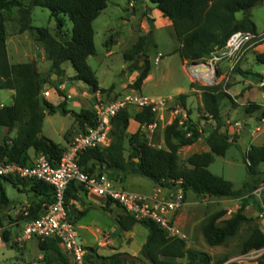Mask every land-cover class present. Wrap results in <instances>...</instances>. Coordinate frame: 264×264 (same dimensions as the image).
<instances>
[{
	"label": "trees",
	"instance_id": "1",
	"mask_svg": "<svg viewBox=\"0 0 264 264\" xmlns=\"http://www.w3.org/2000/svg\"><path fill=\"white\" fill-rule=\"evenodd\" d=\"M109 0H0V89L15 91L13 104L0 108V127L8 129V134L0 142V163L13 162L22 166L32 165L29 154L31 150L36 155H44L53 166L60 162L66 147L57 144L42 134V124L46 113H60L63 116L72 115L79 128L86 132L94 125L95 113L82 110L80 113L68 110L66 100L58 106L47 101L44 89L56 82L50 77H44L37 72L35 62L11 64L7 50V22L14 12L19 15L20 33H29L31 40L42 43L47 60L52 70L59 77H65L63 65L71 63L76 74L72 81L85 83L93 92H104L99 86L96 74L87 60L96 55L94 42V21L107 8ZM163 17L172 22V27L180 47L176 50L182 61L188 64L207 61L213 53L223 49L229 38L238 32L259 34L251 11L264 0H149ZM33 8L47 9L57 21L58 35H53L47 28L32 26L31 11ZM145 14L148 15V11ZM243 13L242 19L237 18ZM67 21L72 23V29L63 30ZM151 29H154V19H148ZM65 31V32H64ZM153 32V30H151ZM152 37V34H149ZM149 37H140L137 43L124 53V59L133 62L139 55H144ZM256 61L264 66V52L256 54ZM142 70L132 87L141 90L144 81L149 77V63ZM238 71V68H236ZM262 78V74L257 75ZM54 84V85H53ZM56 86V85H55ZM196 85L191 84V89ZM57 93L65 98V94L55 87ZM204 111L216 123L215 127L200 129L193 122L189 126L190 137L179 127L178 121L164 130L165 147L158 149L149 145L144 137L142 127L155 120L149 109L136 112L134 120L141 128L135 134H128L131 114L128 110L121 111L112 120L110 132L111 143L105 149H88L79 157L80 167L88 173L110 174L124 181L128 176L149 179L163 188H172L176 181H182L186 196L192 192L199 196L217 199H242L240 208L230 218H225L226 212L214 214L201 226L203 238L208 246L219 247L231 238L236 237L245 226L250 227V235L242 244V254L264 250V232L255 219L246 215L248 200L259 186L258 176L260 166L264 163V145L251 146L246 157L247 172L250 180L242 189L235 190L231 181L214 175L209 167L216 157H224L232 146L229 134L222 132L221 101L230 98L223 91V85L201 87ZM229 87L227 88V90ZM188 95L181 94L178 99L183 107H187ZM66 99V98H65ZM248 114L259 113L258 122L264 121V107L260 104H250L246 108ZM15 133L14 137L10 134ZM203 136L209 147L208 152L191 155L186 165L179 162V152L182 148L192 146ZM128 143L130 155L125 156ZM138 159V161H136ZM109 176V175H108ZM14 187L31 188L40 197V201L32 202L28 220L38 218L54 201V189L50 185L36 180H25L15 177H0V225L4 224L2 214L13 206L9 198L6 184ZM86 187L76 181L71 182L66 190L65 203L69 210V219L76 225L88 210L80 211L76 203L87 194ZM111 202H108V207ZM106 210V208H104ZM73 212L75 218H72ZM23 219V215L18 217ZM120 229L131 231L136 224H141L147 231L146 243L140 251V258L149 264H225L227 258L213 262L211 256L196 251L187 246L185 240L169 238L166 233L151 221H136L126 214L117 219ZM12 231L5 230L3 239L11 240ZM39 250L43 253L41 264H72L69 257L62 251L57 239L38 240ZM84 264H125L130 258L124 254L102 256L96 247H86ZM127 257V258H126ZM131 260H136L135 258ZM257 264H264V254Z\"/></svg>",
	"mask_w": 264,
	"mask_h": 264
},
{
	"label": "rangeland",
	"instance_id": "2",
	"mask_svg": "<svg viewBox=\"0 0 264 264\" xmlns=\"http://www.w3.org/2000/svg\"><path fill=\"white\" fill-rule=\"evenodd\" d=\"M147 9H150L148 15L145 14ZM157 12L158 10L148 0H109L107 8L94 21L96 55L89 57L87 62L96 74L100 87L105 90L102 92L105 98L103 100L112 101L135 90L132 85L142 72V70H135V68H144L148 62L151 68L150 78L144 81L140 91L135 90L136 93L150 97L171 98L174 100L175 107L182 106L178 99L179 95H188L186 109L191 117L190 122H193L200 129H209L215 127L216 123L204 111L201 87H213L222 84L223 91L226 93L228 87L243 88L238 95H234V97L230 95V98L221 101L222 132L229 134L232 146L224 157H216L214 163L209 167L211 173L231 181L234 189L240 190L251 179L245 162L248 151L251 146L264 145V121L258 122L259 113L248 114L246 112V108L250 104L258 102L264 104L262 99L264 87L259 85L261 78L257 76L262 74L264 66L254 61L251 66H247L246 70L238 68L239 71H236L235 69L243 61L248 63L247 55L254 51L253 48L262 45L264 40L258 45L248 48L241 62L233 71L229 70L228 63L223 64L225 69L223 68L222 71V67H220V75H223L224 79L220 77L217 84L207 86L191 79L186 70L188 63L182 61L179 55L175 53L180 47V43L176 38L174 28L171 25L168 26L166 24L168 19L163 18L162 15H157ZM251 15L258 31L263 34L264 2L254 8ZM242 17L243 13L237 14L238 19H242ZM149 18L155 20L154 29H151L149 25ZM31 19L33 27L47 28L53 35H58L57 21L51 16L49 10L33 8ZM20 29L19 15L14 12L7 22L8 49L10 53L12 51L14 56L11 62L13 64L35 62L37 72L44 74L45 77H50V81L56 82L55 85L57 86L53 85L59 88L64 77L51 78L55 72L47 60L42 43L32 40L33 60L31 61L28 50L30 35L27 32L20 33ZM70 29H72V23L67 21L63 30ZM149 34H152V37ZM143 36L149 37L145 54L137 56L133 62L126 61L124 53L130 50ZM63 67L66 72V79H69L66 90L74 86L79 94L84 91L93 94L85 83L71 80V75L76 73L71 63H65ZM245 81H248L247 86L242 87ZM193 83L196 85L194 92L191 89ZM47 87L49 88L50 85ZM47 87L44 89L43 96L48 94ZM80 88H84V90H80ZM51 99L55 101V96ZM75 99L77 98L71 97L68 100L66 105L68 110H78L73 106ZM0 104H11L10 90L0 89ZM129 113L132 116L135 109L129 110ZM72 121L71 116L66 117L60 113L47 115L43 122L44 136L50 137L55 143L64 145V136L61 131L69 129ZM256 122L257 124H255ZM247 126L250 128L248 129ZM164 130L162 128L153 137V143L162 148L165 147ZM3 133V127H0V142L4 139ZM125 147V156L128 157L130 155L128 143L125 144ZM205 149L208 150V146L206 137L203 136L194 146L184 147L180 150V164L185 166L191 155L203 153ZM260 171L259 185L264 183V163L260 166ZM107 175L127 188L136 181L143 182L145 190H150L154 186V182L142 177L128 176L123 184L122 180L110 176L108 172ZM5 186L12 201L23 202L24 197L20 196L16 187L9 183ZM90 199L93 203L91 209L76 226L80 244L84 247L98 248V253L102 256L124 254L130 258L125 264H149L148 261L140 258V252L130 249L132 240L143 246L146 243L148 231L139 223L132 228L130 234H126L127 231L120 229L117 223V219L125 215L121 207L111 202L110 206L103 210L100 205L101 198L91 195ZM245 199L248 200L245 209L246 215L255 219L256 224L264 232V192L259 197L247 195ZM185 202L184 207L175 214L174 220L176 225L186 234L187 239L185 241L189 248L208 254L212 257L213 262L227 258L225 264H257L258 259L264 254V250L253 251L248 254L241 252L242 244L250 235L249 226L243 227L236 237L219 247L208 246L201 232L204 221L214 214L225 211V218L233 216L240 208L242 199L209 198L189 192ZM85 208V206L82 207L83 210ZM70 213L72 218H75L76 214ZM38 257L37 239H33L27 245L22 246L5 244L0 246V264H41L43 257L41 259ZM133 258L136 260H131ZM185 262V260H181L182 264Z\"/></svg>",
	"mask_w": 264,
	"mask_h": 264
},
{
	"label": "built area",
	"instance_id": "3",
	"mask_svg": "<svg viewBox=\"0 0 264 264\" xmlns=\"http://www.w3.org/2000/svg\"><path fill=\"white\" fill-rule=\"evenodd\" d=\"M263 40L264 33L257 35L247 32L235 33L223 49L213 53L207 61L196 62L198 65L188 64L186 70L194 82L213 86L218 83L220 77L224 79V76L220 75V67L223 64L228 63L229 70L233 71L241 62L246 50ZM202 67L207 71L203 72ZM259 85L264 87V76L260 79ZM173 101L171 98L144 96L136 93L135 90L109 102L99 96L93 110L94 125L88 127L85 133L78 135L68 145L57 166H53L42 154L37 155L29 166L13 162L0 163V177L41 181L54 189V201L38 218L26 219L30 217V212L28 208L23 209L21 230L9 243L3 239L4 231L11 230L20 222L0 225V246L5 243L11 246H22L33 239H57L62 251L69 257L72 264H84L86 250L78 241L76 225L69 219L65 203L66 190L74 181L83 184L88 191L103 201L118 205L136 221L154 222L169 238L187 239L186 234L174 220L175 214L185 205L182 181H176L172 188L157 185L149 194L130 192L107 174L85 172L78 163L80 155L85 150L105 149L110 146L112 120L123 110L149 109L154 114L155 120L142 127L144 137L154 148H162L153 143L156 133L176 121L180 128L188 132L187 137H190L189 126L192 123L190 115L185 107H175ZM163 192L165 194L161 195ZM263 192L264 183L260 184L252 195L259 197Z\"/></svg>",
	"mask_w": 264,
	"mask_h": 264
},
{
	"label": "crops",
	"instance_id": "4",
	"mask_svg": "<svg viewBox=\"0 0 264 264\" xmlns=\"http://www.w3.org/2000/svg\"><path fill=\"white\" fill-rule=\"evenodd\" d=\"M149 1V0H148ZM144 3V2H143ZM145 6V5H144ZM156 10H158V9H156ZM157 15H162L163 16V14L158 10V12H157ZM163 18H165V17H163ZM166 19H168V18H166ZM166 24H168V26L169 25H171L172 26V22L168 19L167 21H166ZM258 33H260L259 31H258ZM8 39V38H7ZM258 49H261V50H258ZM7 50H8V57H9V61H10V63L11 64H13L12 62H11V60L14 58V56H13V53H12V51H11V53H10V51H9V49H8V44H7ZM253 50L254 51H252V52H250L248 55H247V59H248V63L247 62H245V61H243L242 62V64L241 65H239L237 68H242L243 70H246L247 69V66L248 65H252V63L254 62V61H256V54H259V53H263L264 52V43L262 44V45H259L258 47H256V48H253ZM16 64H20V63H16ZM64 68V67H63ZM223 68L225 69V67L224 66H222V71H223ZM65 70V69H64ZM236 70V69H235ZM237 71V70H236ZM238 71H239V69H238ZM75 74L76 73H74L73 75H71V77L70 78H73L74 76H75ZM41 75H43L44 77H45V75L44 74H41ZM262 75L264 76V68H263V70H262ZM51 78H55V79H58L59 77H58V75L57 74H53V75H51ZM150 78V75H149V77L147 78V80ZM68 80L69 79H66V72H65V77H64V80L62 81V83L59 85V89L65 94V98L64 97H61L58 93H57V91H56V89H55V86H52V85H50V87L48 88L47 87V96L45 95L44 96V98L47 100V101H49L50 103H52L53 105H55V106H58L59 104H61L62 102H64L65 100H66V103H68V100L71 98V97H74V98H77V99H75V101L73 102V106H74V108H76V109H78V110H71V111H74V112H76V113H80L82 110H91V111H93L94 110V105H95V102H96V100H97V97H99V96H101L102 97V99H105L104 97H103V95H102V93L101 92H96V93H93V94H89V93H87L86 91H84V92H81V94H79V92L77 91V89L74 87V86H71V87H69V89L68 90H66L67 89V87H68ZM247 83H248V81H245V83H243L242 84V87H246L247 86ZM57 86V85H56ZM100 86V85H99ZM143 87V86H142ZM101 88V87H100ZM102 89V88H101ZM242 89L243 88H241V89H236V88H230L229 87V89L227 90V93L229 94V95H231L232 97H234V95H238L241 91H242ZM80 90H84V88H80ZM67 91V92H66ZM192 91L194 92L195 90L194 89H192ZM10 94H11V104H13V101H14V97H15V94H16V92L15 91H10ZM55 96V101H53L51 98L52 97H54ZM262 99L264 100V94H263V96H262ZM109 101H111V100H109ZM109 101H107V102H109ZM10 104V105H11ZM256 104H260V105H262V106H264V104H262L261 102H258V103H256ZM5 106V104H0V108H2V107H4ZM131 110V109H130ZM129 111V110H128ZM136 112H138L137 110H135V113H132L133 115H132V119L130 120V125H129V128H128V134H135L136 132H138V130L141 128V125H140V123H137L135 120H134V115L136 114ZM57 114V113H56ZM56 114H49V113H46V115H45V118H44V120L46 119V117H47V115H56ZM68 116H71L72 117V119H73V121H72V124H71V127L69 128V129H67V130H62L61 131V133H63V136H64V142H65V144L64 145H62V144H60V145H62V146H64V147H68V145L69 144H71L72 143V141L78 136V135H80L81 133H83V131L79 128V126H78V123L76 122V120H75V118L72 116V115H67L66 117H68ZM191 118V117H190ZM44 120H43V122H44ZM255 124H257V122L255 123ZM247 128L249 129L250 127L249 126H247ZM4 129V133H3V138H5V136L8 134V129H6V128H3ZM69 131H70V133H69ZM42 134L44 135V131H43V124H42ZM66 134H67V136H66ZM14 135H15V133H11L10 134V136L11 137H14ZM47 138H49L50 140H52L50 137H48L47 136ZM202 139V138H201ZM200 139V140H201ZM199 140V141H200ZM53 141V140H52ZM198 141V142H199ZM239 141H241V140H239ZM197 143V142H196ZM195 143V144H196ZM58 144V143H57ZM194 144V145H195ZM194 145H192V146H194ZM192 146H188V147H192ZM210 149H209V147H208V150L207 149H205V151L204 152H208ZM203 152V153H204ZM29 154H30V156H31V158H32V160L34 161V159L36 158V154H35V152L33 151V150H31L30 152H29ZM124 180H125V178H124ZM120 181V180H119ZM125 183V181H123V184ZM122 186V185H121ZM131 187H125L124 185L122 186V188H124L125 190H127V191H130V192H137V193H143V194H149V193H152L153 192V190L157 187V185L154 183V186L150 189V190H145L144 189V184H143V182H138V181H136V182H134V184H132V185H130ZM16 189H18V192H19V194H20V196H22V197H24V200H23V202H15V201H13L14 203H13V206L9 209V210H7V211H5L3 214H2V217H3V222H4V224H6V225H11V224H13V223H15V222H20V224L19 225H17V226H13L12 228H11V231H12V239L11 240H13L14 239V237L20 232V230H21V227H22V219H18V217L21 215V213H22V211H23V209L24 208H29L30 207V205H31V203L32 202H35V201H40V197H38L32 190H31V188H23V187H20V188H17L16 187ZM165 194V192H163V194H161V195H164ZM91 195H94L92 192H90V191H88V193L87 194H83L82 195V200L79 202V203H76V207H77V209H79L80 211H84L83 209H82V207L83 206H85L86 208L88 207V212H89V210L91 209V207H92V205H93V203H92V201H91ZM186 203V202H185ZM100 205H101V208L104 210V208H106L107 206H108V203L107 202H105V201H101L100 202ZM86 208H85V210H86ZM88 214V213H87ZM86 214V215H87ZM78 225V223L76 224V226ZM147 235H148V233H147ZM147 239V238H146ZM32 241V240H31ZM30 242V241H29ZM29 242H27L25 245H27ZM5 245H10V244H6L5 243ZM88 247V246H87ZM39 248V247H38ZM85 248H86V246H85ZM44 255H43V253L39 250V259H41L42 257H43Z\"/></svg>",
	"mask_w": 264,
	"mask_h": 264
},
{
	"label": "water",
	"instance_id": "5",
	"mask_svg": "<svg viewBox=\"0 0 264 264\" xmlns=\"http://www.w3.org/2000/svg\"><path fill=\"white\" fill-rule=\"evenodd\" d=\"M28 50H29V54L31 56V61L33 60V44H32V40H28ZM194 65H198L197 63H195ZM43 136V134L40 135V138ZM136 161H138V159H136ZM126 234H130V231H127ZM130 249L135 251V252H140L142 250V246L139 245L136 241L132 240L130 243Z\"/></svg>",
	"mask_w": 264,
	"mask_h": 264
},
{
	"label": "bare ground",
	"instance_id": "6",
	"mask_svg": "<svg viewBox=\"0 0 264 264\" xmlns=\"http://www.w3.org/2000/svg\"><path fill=\"white\" fill-rule=\"evenodd\" d=\"M201 70H203V72L207 71V70H205V68H203V67H202V69H201Z\"/></svg>",
	"mask_w": 264,
	"mask_h": 264
}]
</instances>
